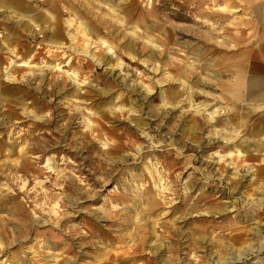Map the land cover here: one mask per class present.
<instances>
[{
    "label": "rangeland",
    "instance_id": "1",
    "mask_svg": "<svg viewBox=\"0 0 264 264\" xmlns=\"http://www.w3.org/2000/svg\"><path fill=\"white\" fill-rule=\"evenodd\" d=\"M54 1L0 0V264H264L251 10Z\"/></svg>",
    "mask_w": 264,
    "mask_h": 264
},
{
    "label": "crops",
    "instance_id": "2",
    "mask_svg": "<svg viewBox=\"0 0 264 264\" xmlns=\"http://www.w3.org/2000/svg\"><path fill=\"white\" fill-rule=\"evenodd\" d=\"M8 1L15 3L14 0ZM231 3L250 9L253 14L251 21L254 22L252 39L245 51L246 57L241 61L240 73L232 93L238 97L241 91L242 101L254 105L262 112L261 118H264V0H231ZM261 129L259 131L264 135V128ZM253 141L254 145L247 148L259 155L264 149V142L260 138Z\"/></svg>",
    "mask_w": 264,
    "mask_h": 264
},
{
    "label": "bare ground",
    "instance_id": "3",
    "mask_svg": "<svg viewBox=\"0 0 264 264\" xmlns=\"http://www.w3.org/2000/svg\"><path fill=\"white\" fill-rule=\"evenodd\" d=\"M86 1H88V0H86ZM48 5H50V7H52L53 9H56V10H59L60 9V7H62V8H64L65 9V5L64 4H62L61 3V0H56V1H54V2H49L48 3ZM18 8H21V7H18ZM28 10V9H27ZM16 13H18V12H16ZM70 14V16L71 15H73V12H70L69 13ZM21 15V14H20ZM19 15V16H20ZM70 16H67L66 18H65V20H64V24L67 26V28H72V27H74V25L76 24V30H77V32L78 33H81L82 35H84V36H86V37H88L87 36V33H86V31H85V29H84V27L82 26V23H81V21H79V22H76L74 19H72ZM28 19H29V17H28ZM52 21H50L49 20V22L50 23H53L54 21H55V18H53L52 17ZM29 24H31V23H29ZM33 24H36V23H33ZM32 24V25H33ZM36 25H38V24H36ZM58 32L57 31H53L52 32V37H53V39H55L58 43H60L61 42V36H60V34H57ZM68 35H69V37L71 38V39H73V38H75V33H73V32H71L70 30H68ZM102 42H104L103 40H102ZM87 46H88V44H87ZM11 53H12V50H9ZM14 51V50H13ZM87 51L86 50H83V53H86ZM92 57L93 58H95V60H97L98 62H100L101 61V59L99 58V56H97V55H92ZM12 62H10V64H11ZM22 63L23 64H30V62H28V57H26L23 61H22ZM6 74H7V77L8 78H11V75H12V73L10 72H6ZM209 113V116H210V119L211 120H213L214 119V115L217 113V108L216 109H212L210 112H208ZM22 150V149H21ZM22 151H25V150H22Z\"/></svg>",
    "mask_w": 264,
    "mask_h": 264
},
{
    "label": "clouds",
    "instance_id": "4",
    "mask_svg": "<svg viewBox=\"0 0 264 264\" xmlns=\"http://www.w3.org/2000/svg\"><path fill=\"white\" fill-rule=\"evenodd\" d=\"M38 119H39V117H38Z\"/></svg>",
    "mask_w": 264,
    "mask_h": 264
}]
</instances>
